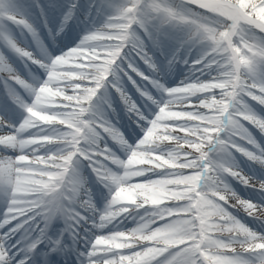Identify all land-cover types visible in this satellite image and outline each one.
Wrapping results in <instances>:
<instances>
[{
	"label": "snow or ice",
	"instance_id": "obj_1",
	"mask_svg": "<svg viewBox=\"0 0 264 264\" xmlns=\"http://www.w3.org/2000/svg\"><path fill=\"white\" fill-rule=\"evenodd\" d=\"M0 72V264H264V0H0Z\"/></svg>",
	"mask_w": 264,
	"mask_h": 264
},
{
	"label": "bare ground",
	"instance_id": "obj_2",
	"mask_svg": "<svg viewBox=\"0 0 264 264\" xmlns=\"http://www.w3.org/2000/svg\"><path fill=\"white\" fill-rule=\"evenodd\" d=\"M40 3L47 4L48 0H40ZM38 12H39V9H37L36 13L33 14L34 19L37 18ZM81 27L83 28L84 26H81ZM42 35H46V33H43ZM29 41H30V37L25 42L28 43ZM182 78H183L182 75H173L170 77V80L172 81L173 85H175ZM4 80H8L9 84L14 86L17 90H19L21 92L23 91L19 85H13V82L11 80H9L8 74L6 72H0V104H2L6 99L10 100V98L7 96L8 89L5 88V86L2 82ZM117 117L120 119V125L122 127V130H124L127 134V129L123 127L127 122V117L125 116V114L123 112V106L122 105L117 106ZM249 127L251 129V126H249ZM252 131H253L254 135L257 136V139H261L259 133L255 129H252ZM121 155H122V153H121ZM237 155H239V154H237ZM245 171H247V168H245ZM92 179H94V178H92ZM252 183L255 185L256 188L259 187L258 182L253 181ZM233 186L241 198H249L250 197L253 200L256 199V196L253 193L252 188L245 189L243 186L237 184L235 181H233ZM229 203L236 205V207L233 209V211L236 214H238L241 218H243L245 220V222L249 224L250 227H254V228L258 229V223H253L252 219L247 216V214L244 212L243 208L237 204V201L235 199H230ZM99 207L101 209L103 208V202H101L99 204ZM256 215H257L258 219L264 220V213H257ZM129 226H133V225H129ZM96 231H101V232L106 233L107 229H102V230L97 229Z\"/></svg>",
	"mask_w": 264,
	"mask_h": 264
}]
</instances>
